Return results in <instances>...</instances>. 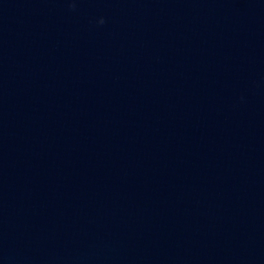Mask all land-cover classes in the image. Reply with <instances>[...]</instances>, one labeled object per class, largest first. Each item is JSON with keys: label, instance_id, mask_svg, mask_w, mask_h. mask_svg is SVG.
I'll list each match as a JSON object with an SVG mask.
<instances>
[{"label": "water", "instance_id": "obj_1", "mask_svg": "<svg viewBox=\"0 0 264 264\" xmlns=\"http://www.w3.org/2000/svg\"><path fill=\"white\" fill-rule=\"evenodd\" d=\"M0 264H264V0H0Z\"/></svg>", "mask_w": 264, "mask_h": 264}]
</instances>
